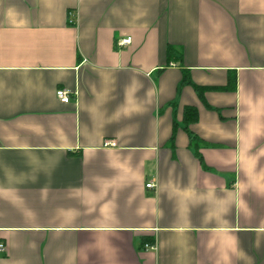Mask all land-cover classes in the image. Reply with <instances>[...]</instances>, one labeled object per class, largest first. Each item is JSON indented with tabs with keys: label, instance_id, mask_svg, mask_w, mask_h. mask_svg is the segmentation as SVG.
I'll use <instances>...</instances> for the list:
<instances>
[{
	"label": "crops",
	"instance_id": "0c3cea01",
	"mask_svg": "<svg viewBox=\"0 0 264 264\" xmlns=\"http://www.w3.org/2000/svg\"><path fill=\"white\" fill-rule=\"evenodd\" d=\"M0 242L264 264V0H0Z\"/></svg>",
	"mask_w": 264,
	"mask_h": 264
},
{
	"label": "built area",
	"instance_id": "2783aa9c",
	"mask_svg": "<svg viewBox=\"0 0 264 264\" xmlns=\"http://www.w3.org/2000/svg\"><path fill=\"white\" fill-rule=\"evenodd\" d=\"M73 20L72 19H69V22H72ZM130 43V37H125V38H121V39H118L117 42H116V45L118 47H122V46H125L127 44ZM56 95L58 97V99L63 102V103H67L70 101V91L67 90V89H58L56 91ZM106 144H109V145H114V143L112 141H108ZM147 188H154L155 187V184L153 181H150V182H147L146 185H145ZM153 245L151 244H145V247H152ZM5 249V246L2 242H0V251H4Z\"/></svg>",
	"mask_w": 264,
	"mask_h": 264
}]
</instances>
